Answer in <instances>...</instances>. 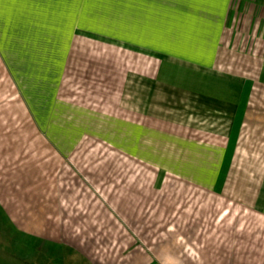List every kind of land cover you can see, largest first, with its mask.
I'll return each instance as SVG.
<instances>
[{"label": "crops", "instance_id": "crops-1", "mask_svg": "<svg viewBox=\"0 0 264 264\" xmlns=\"http://www.w3.org/2000/svg\"><path fill=\"white\" fill-rule=\"evenodd\" d=\"M0 67V264L30 238L61 264H264V0H2ZM206 195L257 225L244 254L207 246Z\"/></svg>", "mask_w": 264, "mask_h": 264}, {"label": "rangeland", "instance_id": "rangeland-1", "mask_svg": "<svg viewBox=\"0 0 264 264\" xmlns=\"http://www.w3.org/2000/svg\"><path fill=\"white\" fill-rule=\"evenodd\" d=\"M11 92H13L12 85H11L10 81L8 79H6V77L2 74V69L0 67V104L6 103L7 99L9 100L7 103H10L11 100L9 98L11 97V95H10ZM6 94H8V95L4 96ZM12 103H14V101ZM12 119H13V122L15 125L14 131L16 132V134L22 135V133L20 132L21 129H19V127L17 126V125L21 124V122H22L21 118H20V114L18 113V111H14V115H13ZM23 130L26 131L25 134H27L29 136H33V129L32 128L31 129L30 128H23ZM27 131H29V132L27 133ZM91 146L81 145V147L78 149V151L80 153L83 152L85 155L86 153H88V151L91 150ZM103 150H104V152L109 151L107 146H104V148L102 146H98V145L94 146V148L92 149L91 152L94 154L100 152L101 155H99L98 157H95V158H99V159L89 160V159L83 158L82 160H79V163L85 165L86 167H87V164L101 166ZM120 161H121V163H123V160H120ZM112 162H114V161H111L109 164L111 167H114L115 164ZM133 168H134V166L133 165L130 166L128 160H126L125 170L129 172L130 169L133 170ZM140 177H141V183L147 182L146 174H145L144 170H142ZM192 192L193 191L191 190V193H190V191H189V193H185L187 198L183 194V198H178V199L179 200H187V201L189 199V201L192 202L193 195H194V198L197 197V194L194 192L192 193ZM206 206H207L206 210H205L206 211L205 212L206 213V220H205L204 226H205V232L207 235V240H206L207 246L210 245L213 247V248H211V250L216 248V249H219L223 254H225V252H229L230 247L234 245V241H237L238 248H239L238 253L244 254L245 253L244 249L246 246V239H245L244 233L249 231V230H253L257 227V225H252L251 216H249V214L246 213V210L241 208L240 206H235V207H233V205L228 206L226 202L217 201L216 198L210 197L208 195H206ZM228 211H229V214H227ZM223 214H227V215L231 216L232 218H226L225 220H221L222 221L221 223H219L218 225L217 224L215 225L213 223L214 217L216 219V217L221 216ZM228 219H230V220H228ZM231 219H233L234 221L236 220V222H237L236 227L234 224L230 223ZM201 220H202V218H201ZM215 227H217L216 237H215V238L218 237L217 240L214 239L213 235L211 234V232L214 231ZM234 230H236L237 233L239 232L238 238L236 240L233 239ZM231 232H232V237H230ZM14 234L16 235V232H14ZM28 244H29L28 249L26 247H24L23 250L21 248H17L15 246L14 256H8V258H7L8 263L7 264H57V260H59V264H61V262L63 261L62 257L60 260V259H57L55 257V255L49 253L47 248H43L41 250L40 243L37 242L36 240L32 239V238H30V243H28ZM38 244L40 246H39L38 250H36ZM217 253H219V252L217 251ZM205 258H207V259H205L207 264H220V262H223V259H224L223 256H221V255L218 256V254L217 255H210V256H207ZM208 259H210V260H208Z\"/></svg>", "mask_w": 264, "mask_h": 264}, {"label": "snow or ice", "instance_id": "snow-or-ice-1", "mask_svg": "<svg viewBox=\"0 0 264 264\" xmlns=\"http://www.w3.org/2000/svg\"><path fill=\"white\" fill-rule=\"evenodd\" d=\"M0 2H2V0H0Z\"/></svg>", "mask_w": 264, "mask_h": 264}]
</instances>
